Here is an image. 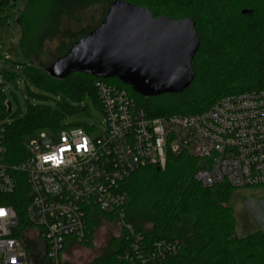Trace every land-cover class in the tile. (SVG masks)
<instances>
[{
    "label": "trees",
    "instance_id": "1",
    "mask_svg": "<svg viewBox=\"0 0 264 264\" xmlns=\"http://www.w3.org/2000/svg\"><path fill=\"white\" fill-rule=\"evenodd\" d=\"M18 1L24 3L16 18L24 61L16 71H0V130L10 164L27 156L25 140L29 136L42 129L59 133L67 127L63 125L67 116L87 110L82 105L87 99L100 110L98 81L127 90L151 117L196 115L225 96L264 90V0H0V26ZM117 1L147 8L155 18L195 22L200 47L192 62L195 78L185 91L146 99L115 78L83 72L62 79L49 75L45 68L96 30ZM53 43L52 61L46 65L42 57ZM19 79L39 91L30 93L25 115L8 112L3 90L4 84H16ZM9 118L11 123H7ZM199 166L192 157L169 154L165 168L146 167L135 172L122 185L129 197L125 223L142 234L148 246L180 243L178 251L166 255L161 264H264V234L237 236V222L229 205L232 187L204 188L193 178ZM20 176L19 190L7 203L23 216L28 187ZM146 224L152 229L146 230ZM132 241L123 230L122 238L113 241L115 251L97 264H132L119 260ZM31 264L45 261L33 256Z\"/></svg>",
    "mask_w": 264,
    "mask_h": 264
},
{
    "label": "built area",
    "instance_id": "2",
    "mask_svg": "<svg viewBox=\"0 0 264 264\" xmlns=\"http://www.w3.org/2000/svg\"><path fill=\"white\" fill-rule=\"evenodd\" d=\"M96 88L103 115L97 138L95 127L67 126L25 145L27 156L10 164L0 130V264H31V232L45 264H69L67 242L86 244L97 212L118 218L133 240L119 260L161 264L180 243L146 245L125 223L129 197L122 185L142 168H165L169 154L198 160L193 178L204 188L264 187V90L225 96L196 115L151 117L127 90L104 81ZM20 175L28 187L23 216L7 203Z\"/></svg>",
    "mask_w": 264,
    "mask_h": 264
},
{
    "label": "water",
    "instance_id": "3",
    "mask_svg": "<svg viewBox=\"0 0 264 264\" xmlns=\"http://www.w3.org/2000/svg\"><path fill=\"white\" fill-rule=\"evenodd\" d=\"M199 47L193 20L155 18L147 8L117 1L96 30L45 69L58 79L76 72L115 78L149 99L182 93L192 84ZM7 107L11 112L10 102Z\"/></svg>",
    "mask_w": 264,
    "mask_h": 264
},
{
    "label": "rangeland",
    "instance_id": "4",
    "mask_svg": "<svg viewBox=\"0 0 264 264\" xmlns=\"http://www.w3.org/2000/svg\"><path fill=\"white\" fill-rule=\"evenodd\" d=\"M23 1H18L15 8L9 13L7 22L0 26V71H16V67L24 61V55L20 46V28L16 23V18L23 9ZM56 43L49 44L45 49L42 61L48 65L52 61V51ZM8 57L7 60L5 58ZM1 79V78H0ZM3 90L7 96V102L12 104V114L25 115L27 113V101L30 93L38 94L39 91L32 85H25L23 79H19L16 84H4ZM34 104L36 101L33 102ZM53 105V103H50ZM87 107L86 111L67 116L63 122L66 126L95 127L91 133L93 138L101 136V123L103 115L99 108L87 99L83 104ZM11 119L7 123H11ZM56 135L51 130L42 129L25 140V145L32 147L33 143L38 142L42 136L51 137ZM42 151H45L43 148ZM233 189V194L229 205L233 209L234 217L237 222L236 234L239 238H245L252 233L261 231L264 234V187ZM94 221V234L91 241L87 244H79L69 240L63 259L69 264H97L108 257L114 249V240L122 238V223L118 218L108 217L101 213L91 216ZM146 230H151V224L144 226ZM34 237V232H31ZM27 239L29 242L28 251L40 260L44 259V251L40 249L42 244L35 240Z\"/></svg>",
    "mask_w": 264,
    "mask_h": 264
},
{
    "label": "snow or ice",
    "instance_id": "5",
    "mask_svg": "<svg viewBox=\"0 0 264 264\" xmlns=\"http://www.w3.org/2000/svg\"><path fill=\"white\" fill-rule=\"evenodd\" d=\"M0 214H2V213H0Z\"/></svg>",
    "mask_w": 264,
    "mask_h": 264
}]
</instances>
